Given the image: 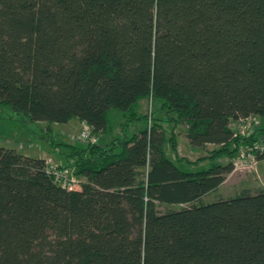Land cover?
Wrapping results in <instances>:
<instances>
[{
  "label": "trees",
  "instance_id": "trees-1",
  "mask_svg": "<svg viewBox=\"0 0 264 264\" xmlns=\"http://www.w3.org/2000/svg\"><path fill=\"white\" fill-rule=\"evenodd\" d=\"M141 99L176 115L191 146H216L212 166L170 160L177 136L138 115ZM0 105L93 133L112 109L145 121L70 146L73 189L0 146V264H264V189L205 202L242 149L264 160V128L231 127L264 117V0H0Z\"/></svg>",
  "mask_w": 264,
  "mask_h": 264
},
{
  "label": "rangeland",
  "instance_id": "rangeland-1",
  "mask_svg": "<svg viewBox=\"0 0 264 264\" xmlns=\"http://www.w3.org/2000/svg\"><path fill=\"white\" fill-rule=\"evenodd\" d=\"M157 108L158 105L149 99H141L135 106L139 116L151 115L154 112L164 123L168 138L173 132L176 134L178 153L173 149L174 143L168 142L166 145L168 158L186 171L198 172L209 169L213 162L209 157L216 146L208 145L204 149L191 146L186 138V128L174 119L176 115L164 110L161 112ZM109 121L111 128L108 132L93 133L87 124H81L78 119H73L67 125L31 122L25 115L15 112L10 105H0V146L15 149L29 157H44L50 166L63 168L67 162L66 157L72 153L70 146L86 145L89 142L108 144L114 139L123 138L124 135H133L145 126V121H129L127 116L117 113L116 109L111 110ZM149 121L151 124V120ZM231 127L237 135L247 136L264 128V117L252 116L235 121ZM83 133L89 134L87 139L83 138ZM180 159L182 161H178ZM234 164L233 173L217 191L205 197V202L233 197L245 187L254 192L264 188V160L259 161L254 153L242 149L234 159ZM72 170L75 174L76 168L72 167ZM75 177L79 183L83 181L77 174Z\"/></svg>",
  "mask_w": 264,
  "mask_h": 264
},
{
  "label": "built area",
  "instance_id": "built-area-1",
  "mask_svg": "<svg viewBox=\"0 0 264 264\" xmlns=\"http://www.w3.org/2000/svg\"><path fill=\"white\" fill-rule=\"evenodd\" d=\"M88 135V133H83V138L87 139ZM258 149L264 151V144H260ZM48 173L55 177L57 183L68 189H73L79 183L70 167L64 166L63 168H59L58 166L53 167L49 165Z\"/></svg>",
  "mask_w": 264,
  "mask_h": 264
},
{
  "label": "crops",
  "instance_id": "crops-1",
  "mask_svg": "<svg viewBox=\"0 0 264 264\" xmlns=\"http://www.w3.org/2000/svg\"><path fill=\"white\" fill-rule=\"evenodd\" d=\"M69 123H70V122H69ZM69 123H68V124H69ZM81 124H84V123L81 122ZM66 125H67V124H66ZM42 158H44V157H42ZM263 170H264V169H263ZM261 189H264V188H261Z\"/></svg>",
  "mask_w": 264,
  "mask_h": 264
}]
</instances>
